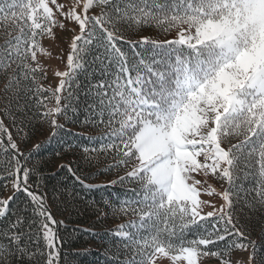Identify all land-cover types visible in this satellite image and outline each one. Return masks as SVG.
Segmentation results:
<instances>
[{"label":"snow or ice","instance_id":"obj_1","mask_svg":"<svg viewBox=\"0 0 264 264\" xmlns=\"http://www.w3.org/2000/svg\"><path fill=\"white\" fill-rule=\"evenodd\" d=\"M57 28L69 33L66 70L45 87L37 53L48 55L42 41ZM0 41L3 115L21 143L44 125L55 138L83 91L84 123L105 133L108 170L124 172L110 182L126 184L123 197L106 202L126 218L112 230L122 264H233L229 252L249 244L253 264L255 242H243L233 210L264 205V0H0ZM30 156L0 120V181L14 189L0 199V264L59 261L62 222L33 190Z\"/></svg>","mask_w":264,"mask_h":264},{"label":"trees","instance_id":"obj_2","mask_svg":"<svg viewBox=\"0 0 264 264\" xmlns=\"http://www.w3.org/2000/svg\"><path fill=\"white\" fill-rule=\"evenodd\" d=\"M144 35L163 39L162 35H156L155 30L145 32ZM121 47L126 48L127 45L121 43ZM44 86L50 87L48 78L44 81ZM3 87L4 81L0 79V120H3L13 132L14 138L20 143L21 151L25 154L31 153L25 164L26 167L35 170L30 177V183L35 184L37 177L40 178L39 188L33 190L44 197V203L54 219L62 222L58 230V235L63 241L60 245L58 264H122L128 256L125 255L123 245L112 235V230L125 223L126 218L113 217L106 202L115 201L117 196L123 197L126 184L110 182L116 181L124 172L118 168L108 170V166L113 163L112 157L110 154L99 152L107 138L105 136L104 140L96 139L105 133L100 128L84 123L83 91L78 92L71 100L72 107L78 108L79 112L74 117L72 109H69L67 122L63 116L59 118L63 129L55 138L49 142L51 129L44 125L30 135L26 142L21 143L11 126V117L3 115L5 103ZM63 103L67 102L62 101ZM20 104H23V100H20ZM54 104L53 98L49 107ZM41 143L42 147L33 151L34 146ZM85 148L89 151L85 152ZM3 183L0 181V199H6L5 195L9 189H12L10 196H13L12 182L9 180L6 187L2 186ZM244 187H250V182L244 181ZM25 200L26 196L21 192L12 202V206H22ZM233 211L234 219L238 222L236 227L246 234L245 238H242L243 242H255L256 255L253 264H256V261L264 258V205L241 202L236 204ZM244 251L251 254V244L247 250H231L228 258L231 260L234 253ZM201 260L220 262L210 256L202 257Z\"/></svg>","mask_w":264,"mask_h":264},{"label":"rangeland","instance_id":"obj_3","mask_svg":"<svg viewBox=\"0 0 264 264\" xmlns=\"http://www.w3.org/2000/svg\"><path fill=\"white\" fill-rule=\"evenodd\" d=\"M58 2L62 3H70V0H58ZM71 27V25H69ZM56 38H45L42 41L43 46L45 47L48 55L44 53H39L38 58L40 59L41 65L48 71V82L50 87H55L58 83L59 78L54 76L55 71H64L66 70V58L64 57V53H62V49H66V43H64L69 36L67 32H61L58 28L54 30ZM197 179H203V177L198 176ZM209 183L213 184V187L219 189L220 185L218 182L209 181ZM12 193V189H9L6 192L5 198L7 199ZM204 200H210L217 207H219V197H209L207 195L202 196ZM212 211L211 207H204L203 212L207 213ZM250 253L248 251L244 252H236L232 255L231 260L233 264H247V260ZM168 264V262H165ZM199 264H220V262H204L200 260Z\"/></svg>","mask_w":264,"mask_h":264}]
</instances>
